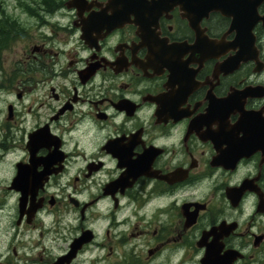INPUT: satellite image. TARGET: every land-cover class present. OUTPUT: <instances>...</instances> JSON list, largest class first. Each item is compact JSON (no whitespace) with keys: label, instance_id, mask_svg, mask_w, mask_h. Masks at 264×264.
I'll use <instances>...</instances> for the list:
<instances>
[{"label":"clouds","instance_id":"9594fccd","mask_svg":"<svg viewBox=\"0 0 264 264\" xmlns=\"http://www.w3.org/2000/svg\"><path fill=\"white\" fill-rule=\"evenodd\" d=\"M113 3L0 0V264H203L213 244L219 258L232 254L229 264H264V148L215 163L229 146L202 137L220 122L191 128L207 116L209 96L264 93V0H252L250 56H240L234 14L211 8L193 27L183 0L159 12L149 30L165 47L193 49L198 36L231 45L211 57L183 52L196 87L177 111L189 114L163 119L158 98L180 84L169 67L147 66L137 15L85 38L84 22L123 7ZM244 114L264 121V94L243 95L225 133ZM41 133L51 142L33 152L30 138ZM110 142L130 148L132 162L151 153L147 171L126 175ZM50 155L47 170L34 166L43 174L34 190L15 186L21 168Z\"/></svg>","mask_w":264,"mask_h":264},{"label":"flooded vegetation","instance_id":"af4514ba","mask_svg":"<svg viewBox=\"0 0 264 264\" xmlns=\"http://www.w3.org/2000/svg\"><path fill=\"white\" fill-rule=\"evenodd\" d=\"M76 6H80L81 0H75ZM179 2V0H155L152 5H146L144 0H114L113 4L109 7H114L116 4H123V7L115 9L111 17H106L103 12L99 15L93 14L85 21V38H88L89 33L93 30L99 31L102 27L111 28L113 26L121 25L127 21L129 12H134L137 15V23L141 25V34L143 36V44L148 45L150 49L149 64L147 66L153 67L157 72L160 71L162 66H167L171 70L170 83H179L180 90L175 94H169L167 96H161L158 98L160 104L159 115L161 118L166 116H173L180 118L188 115L187 112H178L177 107L182 102L184 95L191 91L196 85L192 81L193 73L186 70L185 64L180 63L179 57L186 50L199 51L202 57H211L221 54L226 47L231 45H214L209 43L206 39L198 36L197 44L193 49H187L185 46H173L171 48L165 47L163 42L158 41L153 33L149 30V25L154 23L155 17L161 10L167 9L172 3ZM183 6L187 9L190 18L193 21V27H195V21L201 15L211 8H219L225 12V14H234L236 16V22L233 25L239 30V36L237 43L241 46L240 56L254 55L250 47V37L248 35V28L254 21V4L252 0H183ZM135 51V46L133 48ZM238 56L236 59H239ZM139 63L138 61H135ZM236 64L235 59H230L221 67L225 71L231 70ZM145 67V65H141ZM264 94L261 90H246L244 93H237L230 96L227 100L217 101L211 96L210 108L208 109L207 116L199 117L192 122L191 128L198 131L199 126L203 123H211L212 121L220 122V130L217 133H212L210 130L205 133L202 138H211L216 144L217 148L221 143L228 144V150L222 152L220 157L215 160V163L230 164L231 161L238 155L248 153L256 148H264V121H260L256 115L244 114L241 121L238 123L235 129L229 133H225L226 117L227 114L233 110L241 107V101L243 95H260ZM127 102L121 105V107H127ZM243 130L245 132V138L243 140L235 139V131ZM31 139V145L33 152L35 147L40 145H46L51 142L50 138L41 133L33 136ZM109 150L115 155L121 157L123 163H128L129 172L126 175H136L141 172H146L148 164L151 159V153H146L144 157H141L135 162L128 160V153L130 148H125L120 145L119 142H110ZM54 156L48 158L47 161L35 159L33 160V168H21V172L15 182V186L23 190L25 193L34 190L38 186L41 175H37L34 172V166L36 163H45L46 170L50 162H52ZM19 167V166H18ZM91 167V166H90ZM125 178H122L121 183ZM235 197L236 193H230ZM23 204V201H22ZM264 207V205H262ZM206 238V237H205ZM203 243V241L201 242ZM218 249L215 244L209 246L208 254L203 261V264H229L231 253L226 254L224 258L217 256Z\"/></svg>","mask_w":264,"mask_h":264}]
</instances>
